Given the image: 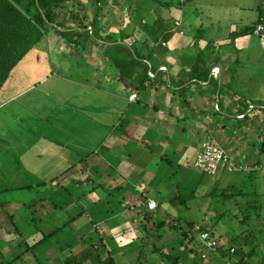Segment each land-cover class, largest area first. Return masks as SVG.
<instances>
[{"label": "trees", "instance_id": "trees-1", "mask_svg": "<svg viewBox=\"0 0 264 264\" xmlns=\"http://www.w3.org/2000/svg\"><path fill=\"white\" fill-rule=\"evenodd\" d=\"M75 1L77 3L73 0H0V92L9 83L15 69L24 58L34 48L42 44L45 45L49 56H51L50 63L53 67L51 76L56 71L57 75H60L59 77L66 75L67 72L63 73L64 70L57 67L52 58L59 46L66 47L69 48V56L76 67V74L73 73L72 77H68L69 74H67V78L75 79L76 75L84 73L81 75L82 79L89 82L92 81V72L99 71L114 80L115 83H121L125 89V93H122L116 88L107 90L90 85L87 87L82 84L85 82L75 81L78 85L86 86L93 91L89 95L88 104H83L81 108L87 112L91 111L93 118L99 117L98 124L102 128L107 127L108 134H111L112 131L115 133L112 135H115L116 145L111 146L113 139H107L108 136L104 138L103 145L109 149L108 153L112 151L114 155H119L123 151L124 157H127L125 155L129 152L134 154L136 152L124 147L129 144L128 146L131 148L132 144L137 143L146 144L147 147L155 151L153 143L147 141L143 137L144 134H141L142 138H136L133 126L130 127L131 124L138 123L137 119L139 118L131 112L133 102L130 101V97L136 94L138 98L135 100V105H140L141 108L147 110L154 105V101L148 99L150 90H154L180 96V106L175 107L174 111L167 115L170 118L177 117L178 121L175 123H179V125L181 124L180 119L184 120V124H182L185 138L193 135L191 130L186 128V125L189 126L186 122L192 118L190 115L196 116L195 121H192V131H194L195 137L200 140L197 145L199 147L198 154L192 161L186 159V161L179 162L180 159H174V155L177 156V153L173 154L172 148H170L171 153L166 152L167 154L163 157L162 172L165 177L162 176V181L168 182V189L171 188L170 198L168 197L167 200L169 208H164L165 212H161L159 209V207L163 208V201L156 204L155 207L151 206L153 196H150V191H146L147 194H140V203L137 202L136 206L126 205L123 195L131 184H127L124 188L116 178L106 183L100 182L97 175H94L86 166L81 165L87 156L80 158L81 162H74L50 179L36 178V185L30 183L35 182L36 176L25 175L28 183L17 187L0 188V209L3 218L0 231L5 236L4 239H0V264H127L125 262L127 252L133 251L132 248L123 251L122 259H117L113 256V250H106L105 246L98 247L97 244L104 245L105 237L99 232L94 233L91 229L92 226L88 230L90 235L93 232L89 239H83L80 235L79 239L67 241L68 238L73 237V234L79 235L78 226L83 227L90 223L85 222V216L89 219L93 218L89 214L90 208L87 206L116 203V201L126 205L128 210L137 214L139 218L142 217L134 231L137 235L140 234L138 239L134 240L139 244L137 246L139 263L149 260V251L152 248L154 252H160L163 255L166 264H183V256L180 253L185 250L190 251L188 257L194 261V264H205L208 260L213 261L212 264H218L217 259L225 260L226 264H264V259L259 262L254 259L264 238V184H262L264 183V130L258 129L259 136L263 139L257 145H255L256 143L252 145V150L258 149L256 151L258 157L251 166L239 164L229 151L231 144L227 145L228 148L223 146L212 133L232 135L238 141L245 143L247 139H243L244 133L249 136L254 126L264 125V100L248 97L246 89L237 84L235 75L241 61L240 58L234 57L241 52L236 45L238 39L251 35L264 36V14L261 9L257 21L245 26L241 31L232 32L229 38L230 42L221 44L219 49H212L213 46L215 47L213 40L205 42L206 45L202 46L200 41L202 39L195 36L191 45L185 48V43L183 48L180 45L170 51L168 45L176 33L179 32L180 35L181 32L185 33L179 29L182 24L177 26V23H182L181 19L171 22L164 16L165 14H157V7L162 3L161 0H155L151 4H147L146 0H134L135 8H132L134 16L141 19L143 23L152 22L153 24L145 38L140 36L141 34L137 30L138 19L131 22L124 16H118L123 2L109 0L110 4L113 1V5H118V7L114 9L113 13L102 14L100 12L103 10L99 8L98 3L108 0H98L96 3L87 0L86 5L89 4L94 8V15L88 21V18H83L75 7L78 3L83 4L84 0ZM184 2L186 3V1ZM70 3L72 8H70ZM68 7L70 10L67 9ZM67 10L69 12L67 16H64V11ZM114 13L116 16H113ZM122 19L126 23L125 27L118 24ZM198 31L203 32V26ZM156 46L163 47V52L158 51ZM197 48H200L199 52H197ZM230 52H233L234 56L228 60L227 56ZM195 53L197 55L194 56ZM167 54L171 58V62H168V56H164ZM184 55L186 58L183 57ZM190 58L191 64H184V59L189 60ZM162 64L166 66V70H162ZM178 65L180 67H176ZM215 69H220L221 75L215 76ZM62 81L65 80L58 82ZM70 81H65L66 83L60 86L58 92L60 93L63 88L66 89L67 84H71ZM44 92L46 96L48 93L50 97L55 94L48 90ZM204 99L207 101L200 103ZM39 100L41 99L39 98ZM27 106L32 111V117L40 116V108H37L35 104L30 102L26 106L22 104V107H26L28 110ZM155 107L159 109L158 106ZM21 110L18 112L19 114ZM80 111L79 107L77 112L84 114ZM112 115L119 118L120 121L115 119L111 122ZM15 116L16 119H19L17 121L20 126L16 131L12 130L15 139V145H13L18 147L17 142L19 143L21 136H24L23 133L26 132V129L23 126L25 120L18 114ZM197 118L202 122L198 123ZM168 131L173 132V130ZM31 132L36 131L31 129ZM202 137L205 139H201ZM3 142L4 139L0 137V146L6 145ZM205 145H222L232 156L235 168L230 170V165L223 163L215 174L199 168L197 161L206 147ZM3 153L6 154V152ZM66 153L69 155L68 151ZM12 156L15 158H12L11 164H7L8 160L5 157L6 173L4 174L5 170L0 171L5 179L13 175L15 165L21 164L17 152ZM0 167H3L1 163ZM192 169L193 171H191ZM221 170L222 172L241 173L245 182L250 181L254 188L253 191L248 190V185L246 186L242 182L241 184L244 185L231 188L234 192L227 188L226 192L222 193L224 201L231 200L232 202L234 200L233 205L237 204L241 210L243 208L249 210V214L242 219L243 223H256L254 224L255 229L251 228L248 232L244 231L242 235L237 234L232 238L233 240L238 238L239 245H231L229 241L224 242L213 231L214 228L210 225V221L208 224L204 223L211 217V212H207L202 221H195L191 217L187 218L182 215V211L188 207L189 201L200 195V184L207 180L206 175L215 177ZM15 171L24 175V170L20 172V168ZM67 171H73V175L69 178L72 180L71 185L74 186V190L64 184L54 185V182L63 177ZM0 179L2 180L1 177ZM14 180L21 179L16 177ZM160 182L161 180L158 179L154 184L158 186ZM49 185L52 192L46 193L47 190H44L45 193L40 192L42 188L47 189ZM35 187H37V191L32 190ZM216 188L217 186L208 193L215 194ZM15 191H20L22 194L30 191L31 196L33 193L36 198L35 203L40 205L49 201L52 210L47 209L46 216L37 218L36 211L31 210L35 204H26L28 201L19 198L22 194L15 195ZM98 191H101V194H94ZM80 197L88 199V201L81 203ZM238 197L242 199H238ZM64 204H67L65 208ZM11 206H13V210H9ZM44 207L46 208V205ZM173 207H176L177 215L173 214ZM75 209L77 210L76 214L73 213ZM251 210L255 212L254 216L250 213ZM26 211L28 213H24ZM125 216L123 214L124 221L121 224L127 222V216ZM53 219H57L60 223L63 222V226L55 225V229L47 231L43 222L52 224ZM143 219L145 222H142ZM170 232L171 234L168 235ZM205 232L209 234L210 241H216L215 245H210L209 242L202 239V234ZM96 233H99V236ZM258 233L261 234L260 239ZM93 238H97L99 242L94 243ZM174 239H177L175 240L177 243ZM162 241L163 243H161ZM5 247L8 248V253L5 252ZM55 247L62 251L63 255L59 258L61 262H58L56 257H48L47 252ZM111 247L116 248L115 246ZM127 247H133V245L124 246V248Z\"/></svg>", "mask_w": 264, "mask_h": 264}, {"label": "rangeland", "instance_id": "rangeland-1", "mask_svg": "<svg viewBox=\"0 0 264 264\" xmlns=\"http://www.w3.org/2000/svg\"><path fill=\"white\" fill-rule=\"evenodd\" d=\"M87 0H84L83 4H76V10L79 12V14L83 18H88V21L92 19L94 15V8L93 6L86 5ZM93 3H96L98 0H91ZM121 1L122 5L120 6V12L118 16H124L125 19L130 20L131 22L138 21L137 30L140 32V36L145 38L148 36V33L150 32V26L153 25L152 22H145L143 23L141 19L136 18L132 11H134L132 8H135L134 0H119ZM155 0H146L147 4L153 3ZM162 3H160L157 7V14H165L164 16L167 19H170L171 22L177 19H181L182 23H177V26H182L179 28L180 30H183L185 34L181 32V35L179 32L176 33V35L172 38L170 41L168 47L170 51H173L174 48H178V46L181 45V48L184 47V44L186 45L185 48L188 45H191L193 42V39L195 36H198L201 38V45H206L207 42L213 40L214 45L212 49L216 50L219 49L221 44H226L230 42V34L234 31H241L245 26L253 24V22L257 21L260 14V9L262 13L264 14V0H161ZM186 1V3L184 2ZM73 2L77 3L75 0ZM138 2V1H136ZM181 2V3H180ZM172 3V4H171ZM71 4V3H70ZM74 4V3H73ZM99 8H102L103 10L102 14L104 13H113L114 9L118 7V5H113V1L110 4L108 1H102L99 2ZM136 4V3H135ZM74 7V6H73ZM70 8H72V4L70 5ZM69 9V7L67 8ZM70 10V9H69ZM69 11H64V16H67V13ZM99 13V14H100ZM101 14V15H102ZM115 14V13H114ZM113 16H116L113 15ZM117 18V17H116ZM118 24L122 27H125L126 24L124 20ZM133 25V24H132ZM203 26V32L198 31L199 28ZM264 35V32H263ZM199 41V42H200ZM60 42V41H59ZM206 42V43H205ZM63 43V41H61ZM62 45V44H61ZM237 47L241 50L239 55H235L233 52H230L227 56V59L229 60L234 56L235 58H240V65H238V72L235 75V79H237V84L241 87L246 89L247 96L257 98L259 100H264V36L258 37L256 35H251L248 37L240 38L236 42ZM158 51L164 50L163 47L156 46ZM183 50V49H182ZM99 51V50H98ZM200 51V48H197V52ZM165 54V53H164ZM197 55V53L194 54V56ZM99 56V55H98ZM164 56H168L164 55ZM172 56V55H171ZM174 57V56H172ZM186 58V55L183 56ZM189 57V56H188ZM53 62L56 64L57 67L60 69H63L64 72H67L69 76L66 74L64 76L61 75L59 77L57 74L51 76V72L53 70L52 64L50 63L51 56H49V53L46 50L45 45H39L34 50H32L25 58L24 60L17 66L15 69L13 76L11 77L9 83L5 86V88L0 92V99L5 101L8 99V97H14L20 93L27 92L25 91L27 88H30L29 94H27L24 97H19L18 101L13 102L10 104L6 109L0 110V137L1 139H4V144L0 146V154H4L3 152H6L4 155H0L1 157H6L7 164L12 163L13 153L17 152L21 159L20 165H15L13 175L8 176L7 179H5V176L3 174H0L2 180L0 179V188L2 187H17L21 186L23 184H26V178L29 175H34L35 182H30L31 184L36 185V178H48L55 176L56 174H59L60 171L65 170L71 164L74 162H81L82 160L80 158H85L87 156L86 160L82 161V166H86L87 169H90V171L94 175H99L101 179L104 181L106 180V177L109 176L108 173H111V175L115 174V171L113 169H107L110 165L106 162V160H109L111 158H114V154L112 151H109V149L106 147V145H103L105 139L107 136V139L111 138L113 139L112 145H116L115 143V134L113 131L111 134H108L107 127H101L98 124V120L100 121L99 117H92L91 111H84V108H81L83 104H88L87 101H89L93 91L88 89L87 87L93 86V87H101L105 88L107 90H110L109 88L113 89L116 88L122 93H125V89L121 83L114 82V80L109 79L107 76H104L101 72L95 71L92 72V81H87L86 79H82L84 73H81V75H76L74 77L75 79H69L68 77H72V74H76V67L73 65L72 58L69 56V48L59 46V48L54 52L53 54ZM165 58V57H163ZM192 58V57H191ZM191 58L189 60L184 59V64H191ZM168 62H171V58L168 56L167 58ZM190 61V62H189ZM162 70H166L165 67L162 68ZM220 69H215L214 74L215 76L221 75ZM62 73V74H63ZM47 79V80H46ZM46 80V81H45ZM61 80H71L70 85L67 84L66 90L62 91L60 90V93L58 92L60 86L65 81H62L61 83L58 81ZM43 81V82H42ZM75 81L85 82L82 84L87 85L86 86H80ZM66 85V84H65ZM28 90V91H29ZM48 90L49 92H55V94H52L51 97L49 94L44 91ZM162 94H166L163 92ZM163 96V95H162ZM39 98L41 100H39ZM136 94H133L130 97L131 102H136ZM172 98V99H171ZM171 100L167 103L162 105L161 113H167L166 110H169L170 113L174 111V105L179 104L178 97L171 96ZM39 101V102H36ZM207 100H201L200 103H204ZM28 102L33 103L36 105L37 108H40V112L38 118H34L33 120L30 119V126H26L27 130L26 132H22L24 136H21L22 138L19 140V143L17 142L18 147H15V139L13 138V131L19 128V122L16 119V117H11V115L19 114L18 112H22V115H24V110H27L26 107H22V104H27ZM31 107V104H30ZM79 107L80 112L84 114H79ZM86 108V107H85ZM6 117H5V116ZM192 118L194 115H191ZM5 118V120H4ZM191 118V120H192ZM196 118V117H194ZM117 119L120 121L119 118H116L114 115L111 117V122ZM177 120V117L170 118V116L167 118V121H173ZM4 120V121H3ZM155 120V119H154ZM198 123L202 122V120L196 119ZM193 121V120H192ZM105 122V121H104ZM154 123L157 122L156 120L153 121ZM181 124L184 123L183 119H180ZM119 123V122H118ZM177 126H179V123H176ZM9 125V126H8ZM181 126V125H180ZM10 127V128H9ZM32 130H35L36 132H31ZM191 129V128H190ZM264 130L263 126H254L252 131H250L249 136H247L246 133H244V138L247 139L246 143H242L238 141V139L234 138L232 135H221L220 133H213V136H216V139L222 143L223 146L230 145L236 146L240 149H242L243 146H245V152L247 153V148L249 149V152L252 150L253 143L257 145L258 142L262 141L263 137L259 136V130ZM13 130V131H12ZM179 130V129H177ZM182 130V127H181ZM214 131V130H213ZM220 134V135H219ZM180 138L182 140H185L186 138H192L193 140L190 142V144L193 142L198 145L199 139H197L195 136H189L185 138L184 134H179ZM17 137V136H16ZM117 137V135H116ZM175 137H178V134L175 133ZM243 137V134H242ZM188 139L185 140V142L188 141ZM201 139H205L202 137ZM147 141H150V139H147ZM252 141V142H251ZM14 144V145H13ZM243 144V145H242ZM133 145V144H132ZM10 146H13L10 148ZM98 148V149H96ZM228 148V147H227ZM96 149V150H95ZM95 150V151H94ZM258 150V149H256ZM66 151L69 152V155L66 153ZM92 151H94L92 153ZM237 151V150H236ZM8 152V153H7ZM243 149L239 150V152H236L237 155L242 154ZM254 152V151H253ZM21 153V154H20ZM244 153V152H243ZM256 153V152H255ZM89 155V156H88ZM234 155V154H233ZM8 156V157H7ZM59 156V158H57ZM11 157V159H10ZM235 158V156H233ZM5 159V158H4ZM254 162L253 160L250 161L249 165H252ZM5 164V163H4ZM2 164L3 167H0V171H4V174L6 173V168ZM20 168V172L24 170L23 173H18L15 170ZM103 168H106L108 171L106 172V169L103 170ZM76 170V169H74ZM10 173V170H9ZM11 174V173H10ZM104 174V176L102 175ZM27 175V176H25ZM46 175V176H45ZM73 175V171H67L63 177H61L59 180L54 182L55 184H64L65 186H70L72 190H74V186L71 185V179L70 176ZM13 177V178H12ZM18 177V179L21 180H14ZM69 178V179H68ZM121 178V177H120ZM206 178L209 180H220L221 184L217 186L216 180L215 181H208L207 186L203 187L202 190H200V195H198L195 199H192L189 201V206L192 209H183L182 215H185V217H191L195 221H202L205 218V214L207 212H211L210 218L207 219L204 223L208 224V221H210V225L214 228L213 231L216 233V235L220 236V238L224 242H230L231 245H239L240 240L236 238L233 240L232 238L236 236L237 234H241L244 231H249V229L254 228V223H243L242 219H244L249 213V210H246V208H235V206L232 205V202L234 200H227L224 201V197L222 196V193L227 188H230L229 190L231 192H234L233 186H241V185H248V190H254L252 188L250 181L245 182V180L242 177L241 173L238 172H222V170L219 172V175L212 177L210 175H206ZM6 180V181H5ZM121 181L119 179L117 182ZM244 182V184H241ZM263 181L261 180V183ZM232 183V184H231ZM212 184V185H210ZM264 184V183H262ZM113 185V184H112ZM214 186H217L215 194H207L205 197L201 196V194L209 192L213 189ZM89 188V187H87ZM51 186L49 185L48 188H42L40 192L51 191ZM77 189V188H76ZM30 190V189H28ZM32 190L37 191V187H35ZM45 190V191H44ZM228 191V190H227ZM52 192V191H51ZM189 192V191H188ZM35 193V192H34ZM22 193L20 191H15V195L20 196ZM94 194H101V191L95 192ZM28 195V196H27ZM90 196V194L88 193ZM93 196V194H91ZM19 198H23L24 200H27L28 202L26 204L32 205L35 204L33 207H31V210H35L36 217L37 218H43L46 216L47 210H44L42 207L45 205L48 207V209L51 211L52 207L49 203V201H46L42 204H37L36 198H34L33 193L32 196L30 194V191L23 193ZM31 198V199H30ZM81 198V197H80ZM96 198V197H95ZM77 199H79L77 197ZM94 199V197H92ZM238 199H242L241 197H238ZM237 199V200H238ZM88 199L85 200V198H81V203L87 202ZM14 206H17L16 204H13ZM67 204H64V208ZM90 206V205H89ZM87 206L88 208L95 209L99 208L102 209V217L104 215H108V206L106 204H99L97 206ZM151 206L155 207L156 202L151 201ZM16 208V207H14ZM114 208V206H112ZM118 209V208H115ZM199 209V210H198ZM206 209V210H205ZM13 210V206H11V209ZM17 211L19 209H16ZM254 210V209H252ZM250 211L252 216H254L255 212ZM8 211V210H7ZM6 211V212H7ZM173 214L177 215L178 212L176 210V207H173L172 209ZM5 212V214H7ZM77 210H73V213L76 214ZM28 213V211L24 212ZM72 213V214H73ZM117 215H120L116 213ZM214 214V215H213ZM238 214V219L236 215ZM126 215V214H125ZM223 215V216H221ZM96 217L97 223L98 220H101V216L99 213L94 215ZM132 224L131 227L128 230H123V234L125 236L129 235V232L132 234L135 231V228L138 227L139 222L141 221L140 217L137 216V214H132ZM214 217V218H213ZM94 218V217H93ZM136 218V219H135ZM85 222H90L91 220L85 216L84 218ZM142 222H145V219L142 220ZM84 223V222H83ZM45 224V225H44ZM87 224V223H86ZM92 224L93 232H99L101 234H107L106 231L103 230L101 226L95 227L96 224ZM101 224V223H100ZM55 225L63 226V222L60 223L57 219L52 220V224L44 223L43 226L45 229L47 228V231L55 229ZM68 228V227H67ZM79 235L73 234V237H70L67 239V241L71 242L74 239H79L80 235L83 239H89L93 232L90 235V232L88 231L90 226L88 227H77ZM103 231V232H101ZM70 233V230H69ZM96 233L97 236H99ZM136 233V232H135ZM171 232L168 234L170 235ZM261 234L258 233V238L260 239ZM139 236V235H138ZM136 236V237H138ZM66 237V236H65ZM107 238V237H105ZM177 239H174V241ZM94 243L99 242V240L96 238H93L92 240ZM167 241V240H166ZM105 242V241H104ZM170 242V240H168ZM176 242V241H175ZM163 243V241L161 242ZM177 243V242H176ZM175 243V244H176ZM91 244V243H90ZM98 247L104 246L103 244H97ZM91 246V245H89ZM99 247V248H100ZM111 247V246H110ZM113 248V247H111ZM132 247H127L124 250L128 251ZM43 250V249H41ZM92 250H95L92 248ZM166 250V249H165ZM92 252V251H91ZM166 252V251H165ZM189 250H185L182 253H180L183 256V264H194V261H192L191 258L188 257ZM150 257L149 260H143L141 263H139L138 253L135 255H130V257L127 258V261L130 264H166V261L163 259V255L160 252H154L152 248H150ZM48 257H56L58 262L59 258L62 257V251L59 248H52L49 252H47ZM218 264H226L225 260L223 259H217ZM213 261H206L205 264H212ZM92 264V263H89Z\"/></svg>", "mask_w": 264, "mask_h": 264}, {"label": "crops", "instance_id": "crops-1", "mask_svg": "<svg viewBox=\"0 0 264 264\" xmlns=\"http://www.w3.org/2000/svg\"><path fill=\"white\" fill-rule=\"evenodd\" d=\"M162 67H166V66H163V64H162ZM176 67H180V66L178 65ZM30 88H32V87H30ZM30 88H27L25 90L27 92L20 93L14 97H8V99L5 101L1 100L0 109L7 108L13 102L18 101L19 97H24L25 95H27L31 90ZM64 90H66V89L63 88L62 91H64ZM163 92H165L166 94H162ZM163 92H161V91L155 92L154 90H152V91L150 90V92H149L150 95L148 96V99L154 101V105L152 106V108L144 110V108H141L140 105H135L136 102H133V106L131 108V112L135 113L136 116H139V118L137 119L138 123L131 124V126H130V127L133 126L134 134H135L136 138H142L141 134H144L143 137H145V139H150V142L153 143L152 146H153V148H155V151L152 150V148L147 147L146 144L137 143L135 145H132L131 148L128 146L129 144H127L124 148L131 149V151L133 149V150H135L136 153L134 154L133 152H129L127 155H125L127 157H124L123 151H121V153L119 155L117 154L114 156V158L106 160L108 165H110L109 167H107V169H113L115 171V174L111 175V173H108L109 176H107L106 180H104V181L101 179V177L99 175H97L98 180L102 183L109 182L113 178H116L118 180V177H119V179H121V181H119V182L122 184V186L124 188H126L127 184H131V186H129L127 188L128 190L125 192V195H123V197H124L123 199L127 203L126 205L129 204V206H131V207L136 206L137 202L140 203V194L141 193L147 194L148 192H146V191H150L149 192L150 196H153L151 201L156 202L157 205L159 204V202L163 201L162 202L163 208L159 207L161 212H165L164 208L165 209L169 208L167 200L171 194V192H170L171 188L168 189V187H169L168 182L162 181L163 180L162 176H164V174L162 172V170H163L162 169V159L165 156V154H167L166 152L171 153L170 148H172L173 154L177 153V156L174 155V159L175 160L180 159L179 162H182L184 160L186 161V159H188L190 161L194 160L198 154V149H199L197 144L193 143L194 141L190 144V142L193 140L192 138L191 139L189 138V140L187 142H185L184 140H182L180 138L179 134H183V128H184L183 124L184 123L180 124L181 126L180 125L177 126V124L175 123L176 122L175 119L172 121V123L170 122V120L167 121V118H168L167 114L170 113L169 110L165 111L167 113H161L160 112L162 109V105L167 103L168 101H170L172 99L171 98L172 95L175 97H178V95H174L173 93L171 95H168V93L166 91H163ZM179 98H180V96L178 97V99ZM26 105L27 104L23 103V106H26ZM155 106H158L159 109H157ZM179 106H180V99H179L178 107ZM27 107H28V110H24V115H22V112L18 115L25 120V122H24L25 124L23 126L25 127L26 131H29V130H27L26 126H30V119L33 120V118H36L38 116L35 115L32 117V113H31L32 111L29 110V108H30L29 106H27ZM173 107L175 108V107H177V105H174ZM11 117H16V116L14 114V115H11ZM194 117H196V116H193V118H192L193 121H195ZM154 119L157 122L154 123L153 122V121H155ZM4 120H5V118H4ZM192 120L191 119L187 120L186 123H188L189 126L186 125V128L187 129L191 128L190 129L191 133H193V135H191V136L194 137L195 134H194V131H192V128H193ZM0 121H2V120H0ZM181 127H182V130H181ZM164 129H166V131H163ZM167 129L173 130L174 133L171 131H168ZM177 129H179V130H177ZM175 133L178 134V137H179L178 139H177V137H175ZM169 135H170V137H169ZM11 147H13V146H10V148ZM242 149H243L244 153L242 152V154L239 153V155H237L236 152H239V150H242ZM242 149H240L236 146H233V145L230 146V148H229V151L231 152L232 156H235V158L239 164L246 165V164H250V161H252V160H253V162L256 161V159L258 157V154L256 152L257 150L251 149L252 151L249 152L250 148H247L248 152L246 153L245 152V146H243ZM4 158L0 157V159H1L0 163L1 164H4V162H6ZM104 169H106V168H103V170ZM107 169H106V172L108 171ZM191 171H193V169ZM102 175L104 176V174H102ZM0 176H2V175L0 174ZM158 179L161 180V182L158 186H156L154 183L156 181H158ZM215 180L216 179H214V180L207 179L205 181L206 183L204 182V183L200 184V190H202L203 187L204 188L208 187L207 186L208 181L213 182ZM216 181H217L216 182L217 186L221 184L220 180H216ZM210 185H212V184H210ZM208 192H209V190L207 192L204 191V193L201 194V196L205 197L207 194H209ZM233 203L234 202H232V205H233ZM106 205L108 206L107 207L108 208V215H104L103 217H102V209H99V208L91 209L90 208V210H89V214H91L92 217H94V219L90 218V220L91 219L94 220V221L91 220L90 223L96 222L95 227H98L101 225H104V227L106 226L105 228H103V226H101L103 228V230L106 231V233H107L106 235L102 234V235H104V237H107L104 240L105 241L104 246H105L106 250L107 249L113 250V252H114L113 256L116 257L117 259H122L123 251H125L124 246L129 244V245H133V247H132L133 251L127 252L128 254L126 257L128 258V257H130V255H135L136 253H138V256H139V249L137 247L139 244L134 242V240H137L139 236L135 232L133 234L131 232H129V235H127V236H126V234H125V236L123 234V230H125V229L128 230L131 227L130 225L132 224V218H133L132 214L133 213H131L130 210H128L126 205L119 203L117 201H116V203L115 202L107 203ZM112 206H114V208H112ZM233 206H236L235 208H237V209L240 208V206H238L237 204H235ZM115 208H118V209H115ZM43 209L47 210L48 207L46 206V208L44 207ZM185 209H187L189 211V209H192V208L188 205V207H186ZM97 213H99L101 216V220H98V223H97L96 217L94 216ZM116 213H118L120 215H117ZM123 214H126L127 217L126 216L125 217L127 219V222H125L124 224H121L124 221L123 217H122ZM0 217H1V209H0ZM2 223H3V218L1 217L0 218V226H2ZM49 223L50 222H48V224ZM88 226L93 227L92 224H88L87 226H83V227H88ZM101 232H103V231H101ZM136 236H138V237H136ZM4 237H5L4 234H2L0 231V239L1 238L4 239ZM110 246H115L116 248H111ZM4 250L6 253L9 252L7 247H5ZM106 250H105V252H106ZM106 253H108V252H106ZM127 258L125 259V262H127V264H130L127 261ZM254 259L257 262L264 259V238L258 247L257 254L254 257Z\"/></svg>", "mask_w": 264, "mask_h": 264}, {"label": "built area", "instance_id": "built-area-1", "mask_svg": "<svg viewBox=\"0 0 264 264\" xmlns=\"http://www.w3.org/2000/svg\"><path fill=\"white\" fill-rule=\"evenodd\" d=\"M203 152L200 154L197 166L204 171L215 174L220 168L221 164H229L230 170L235 168L233 158L229 152L222 145H205ZM202 239L209 242L210 245H215L216 241L209 240V234H202Z\"/></svg>", "mask_w": 264, "mask_h": 264}]
</instances>
